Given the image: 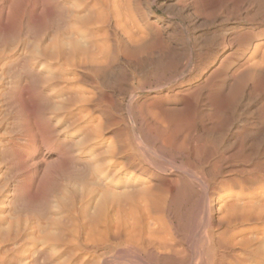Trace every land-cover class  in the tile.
Returning <instances> with one entry per match:
<instances>
[{"label": "bare ground", "instance_id": "1", "mask_svg": "<svg viewBox=\"0 0 264 264\" xmlns=\"http://www.w3.org/2000/svg\"><path fill=\"white\" fill-rule=\"evenodd\" d=\"M134 2L147 13L145 33L168 38L170 53L137 65L141 72L164 73L161 86L137 101L154 109L150 115L130 111L136 99L132 93L126 108L111 105V110L126 116L134 143L146 158L158 159L163 168L169 165L171 169L167 176L152 175L151 181L145 180L138 188H96L91 186L92 177L70 159L54 160L46 169L47 189L57 191L67 178L73 190L79 185L87 193L72 198V224L82 225L86 239L107 240V259L120 256L122 250L113 247L118 242H147L180 264L194 260L259 264L264 249V50L259 59L254 58L258 45H264V0ZM150 2L164 15L154 14L152 6L147 7ZM124 3L0 0V60L5 52H19L23 57L8 74L10 84L15 86L39 63L61 73L65 83L90 77L96 90L81 94L79 101L95 99L98 107H108L104 87L115 91L126 85L119 75L99 76L93 69L109 64L113 43L120 41L122 48L131 50ZM214 11L220 15L206 21L205 15ZM209 41V47H201ZM189 52L192 70L169 83L168 73L177 57ZM52 79L48 74L42 82L33 80L31 87ZM27 84L25 80L24 85L14 87V99L20 104L31 101ZM157 111L165 113L166 120L161 121ZM24 122L31 125L32 117H25ZM162 146L167 149L163 156ZM32 147L34 158H39L37 140ZM64 192L68 194L67 183ZM46 206V196H41L23 202L20 210ZM177 226L183 234L179 242Z\"/></svg>", "mask_w": 264, "mask_h": 264}, {"label": "clouds", "instance_id": "2", "mask_svg": "<svg viewBox=\"0 0 264 264\" xmlns=\"http://www.w3.org/2000/svg\"><path fill=\"white\" fill-rule=\"evenodd\" d=\"M151 6L150 2L147 7ZM123 8L127 10L126 26L131 50L122 48L120 41L115 42L111 46L109 64L93 69L99 76L119 75L121 83L126 85L115 91L104 87L109 100L106 108L98 107L95 99L86 103L79 101L81 94L88 95L96 90L91 87L93 80L88 76L65 83L61 73L37 63L13 86L8 74L20 65L23 57L19 52L15 55L5 52L4 59L0 60L3 66L0 75V264H110L105 256L109 251L107 240L86 239L82 235V225L76 228L72 224V198L79 199L87 193H82L79 185L73 190L67 178L57 191H49L48 162L70 159L92 177L91 186L96 188L133 189L145 180L151 181L154 174L164 175L161 161L145 157L134 143L126 116L119 111L113 112L111 105L126 108L132 93L136 99L130 111L150 115V110L154 109L142 107L137 101L143 93L161 86L164 73L141 72L137 65L149 57L168 55L169 39L145 33L143 23L147 13L139 3L125 0ZM219 15V11L209 12L205 19L212 21ZM210 45L211 41L201 47ZM261 50L264 45H258L254 59L260 58ZM118 65L121 66L119 73ZM192 66L190 52L177 57L168 73V82L186 75ZM48 74L53 76L51 81L35 89L31 87L33 80L42 82ZM25 80L28 81L25 88L31 101L20 104L14 99V87L24 85ZM99 82L101 84V80ZM157 112L161 121L166 120L165 113ZM29 116L32 117L31 125L24 122ZM34 139L38 141L39 158H34ZM166 151V147L160 148L162 156ZM65 183L68 185L67 195ZM41 196H46V207L20 210L23 202ZM174 230L179 242L183 234L179 226ZM113 247L122 250L120 264H180L178 260L160 255L147 242L131 245L118 242ZM258 259L259 264H264V249ZM191 264L200 262L194 260ZM246 264L256 262L248 260Z\"/></svg>", "mask_w": 264, "mask_h": 264}, {"label": "rangeland", "instance_id": "3", "mask_svg": "<svg viewBox=\"0 0 264 264\" xmlns=\"http://www.w3.org/2000/svg\"><path fill=\"white\" fill-rule=\"evenodd\" d=\"M21 4V3H20ZM152 12L154 13V14H157V15H164V13H163V10H161L160 8H158L157 7V5H153L152 6ZM166 166H168V168L166 167ZM165 167L166 168H164L165 169V172H164V176L166 175H168V173H169V171H170V169H171V167L169 166V165H166ZM174 201L176 202H178V201H181V199H176V198H174ZM119 256V254H117L115 257H109L108 256V260H109V262H110V264L112 263V264H120V261L122 260V255L120 254V256ZM116 260H118L117 261V263L115 262ZM119 262V263H118Z\"/></svg>", "mask_w": 264, "mask_h": 264}]
</instances>
